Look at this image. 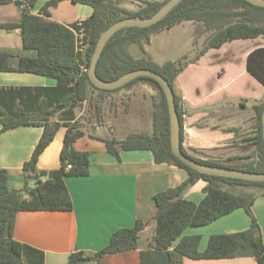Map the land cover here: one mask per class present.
<instances>
[{
  "label": "trees",
  "instance_id": "16d2710c",
  "mask_svg": "<svg viewBox=\"0 0 264 264\" xmlns=\"http://www.w3.org/2000/svg\"><path fill=\"white\" fill-rule=\"evenodd\" d=\"M37 1L0 0V4L15 2L21 8L19 22L0 23V27L20 28L24 47L37 51L36 56H20L16 67L10 64L11 53L1 51L0 72L34 73L54 78L57 82L55 86H0V132L21 126L43 128L31 158L23 166L26 183L22 189L9 188L8 172L0 168V264H43V251L15 239L17 213L72 210L73 200L66 177L88 175L91 164V153L77 149L75 142L85 135L86 125H103L105 119L118 125L123 114H133L134 120L139 121L142 128L127 130L122 138L91 136L105 142L107 151L119 160L121 151L149 150L156 163L173 164L188 172L187 179L179 186L154 195V240L149 248L140 252V264H184L186 257L200 260L247 256L255 257L258 264H264L263 234L253 212L256 199L264 196V181L202 173L178 158L171 148L170 113L166 94L155 79L140 76L119 88L103 89L96 87L89 78L88 69L101 32L126 17H150L167 0H147L135 10L121 6L117 0H70L93 8L89 18L70 24L50 19L51 9L65 0H45L36 14L31 10ZM184 21L201 24L207 35L203 47L194 57L184 55L160 62L146 51L145 44L150 42L154 33L170 29ZM261 35H264L262 6L247 0H182L153 25L125 27L117 31L102 52L97 74L103 80L112 81L141 68L160 72L168 79L175 92L185 154L211 165L264 172V101L254 105L253 130L243 138L245 143L253 145L250 151L228 158L204 159L189 153L183 146L186 109L182 107L183 96L175 89L177 77L210 49L221 48L225 43L236 39L257 38ZM134 44H138L145 55H134L131 51ZM246 68L264 85V46L256 47L248 53ZM85 102L87 110L82 118L79 112ZM62 127L65 128V135L60 166L34 173L41 154ZM228 130L236 133L235 128ZM193 150L208 155L213 149ZM69 163L72 168L67 169ZM30 176L36 177V184L32 187L27 180ZM42 176L47 178L43 180ZM200 179L207 181L203 198L198 203L185 198V190ZM238 208L245 209L250 216L251 224L248 229L212 234L204 250L200 249V234H184L188 227L209 224ZM146 225V221L138 219L132 227L119 228L112 234L107 245L95 255L84 251L73 252L67 264H81L92 259L100 264V259L105 254L135 249Z\"/></svg>",
  "mask_w": 264,
  "mask_h": 264
},
{
  "label": "crops",
  "instance_id": "0c3cea01",
  "mask_svg": "<svg viewBox=\"0 0 264 264\" xmlns=\"http://www.w3.org/2000/svg\"><path fill=\"white\" fill-rule=\"evenodd\" d=\"M44 2L45 0H38L31 11L39 13ZM92 12L93 8L88 4H76L65 0L51 9L50 19L70 24L89 18ZM20 18L21 8L15 2L0 4V23L19 22ZM263 37L264 35H261L257 38L243 40L264 41ZM256 43L252 44L249 52L256 47L264 46L256 45ZM1 51L11 53L10 64L13 67L18 65L20 56L37 55L36 50H28L24 47L20 28L0 27ZM209 51L197 62L189 64L175 81V89L181 93L188 108V112L186 111L184 115L187 119H184L183 146L191 154L192 149L195 148L213 149L212 153L210 152L208 155L193 154L204 159L228 158L232 155L246 154L253 148V145L245 143L244 137L240 138L242 131L240 126L221 127L208 120L210 106L219 102L223 97L227 96L229 100H232L238 94L230 90L228 86H222L217 90L223 93L222 97L219 96L213 100L207 96L196 97L187 91L180 81L187 70L201 64L204 58L209 55ZM247 55L245 56V68ZM246 74L249 80L260 84L264 95V85L251 75L247 68ZM56 83L54 78L34 73L0 72V86L4 87L55 86ZM223 90H226V93ZM110 124L113 127L111 135L94 134L85 130V135L75 142L77 149L87 150L91 153V164L88 175L66 177V183L73 200L72 210L19 211L17 213L14 229L15 239L43 251V264H67L70 254L77 251L95 255L107 245L116 230L132 227L138 219H141L146 221L147 225L140 233L137 248L108 253L100 259V264H140V252L149 248L154 240L156 230L154 195L159 191L179 186L188 177V172L181 167L168 163H156L149 150L121 151L120 160L111 155L107 151L105 142L91 136L110 138L116 136V124L111 122ZM230 128H235L236 133L228 130ZM42 132L43 128L40 126H21L0 132V168L6 169L8 172L9 188L22 189L25 186L26 175L23 166L31 158ZM64 135L65 128L62 127L41 154L37 170L34 173L56 169L60 166ZM234 135L239 138L234 139ZM229 140L232 143L228 144ZM218 142L222 143V146H217ZM225 143L232 146L230 151L233 150V152L227 155L217 153L221 150L220 147L225 148ZM239 149L240 151H238ZM46 178L47 176H44L42 179ZM30 183L28 181V185L32 187ZM206 184L207 181L204 179L198 180L185 190L184 197L199 202L204 196L203 189ZM253 212L261 225L264 239V196L256 199ZM250 224L251 219L246 210L238 208L209 224L194 226L200 227V229L188 230L190 228L188 227L184 234H200L204 240L205 237L208 239L212 234L232 233L248 229ZM204 242L205 240L202 245L200 244V247L207 245H204ZM81 264H97V261L92 259ZM184 264H258V262L252 256L200 260L186 257Z\"/></svg>",
  "mask_w": 264,
  "mask_h": 264
},
{
  "label": "rangeland",
  "instance_id": "374dc122",
  "mask_svg": "<svg viewBox=\"0 0 264 264\" xmlns=\"http://www.w3.org/2000/svg\"><path fill=\"white\" fill-rule=\"evenodd\" d=\"M117 1L121 6L135 10L147 0ZM206 36L204 27L201 24L192 21H184L170 29L154 33L150 42L145 44V49L160 62L167 59L180 58L184 55L192 58L203 47ZM255 42H257L256 45H264V41L237 39L225 43L221 48H212V50L209 51V55L204 58L199 66L189 67L190 69L187 70L186 74L180 78L186 90L196 97L207 96L211 100L219 96L222 97L223 93L217 91L222 86H228L230 90L238 94L232 98V100H229L226 96L219 102L210 106L208 120L214 125H219L221 127L231 125L240 126L242 129L240 138L252 132V124L255 120L253 107L255 104L264 101V95L261 90L262 88H260V84L257 82L254 83L252 82L253 80L248 79L245 68V56ZM131 51L136 56L145 55L138 44L132 45ZM223 91L226 93V90ZM118 94H116V97ZM182 107L188 112L185 100ZM86 110L87 102L84 103L83 108L79 112L82 118H84ZM121 116L122 118L119 119L118 125H115L116 136L119 138L124 137L127 130H139L142 128V124L134 120L135 117L133 114L130 116H125V114H123ZM184 119L187 118L184 117ZM110 125V122L105 119L103 125H98L100 126L99 128L98 126L88 127V125H86L84 129L94 134L100 133L109 136L111 135L110 132L113 130V127ZM235 138L238 139L239 137L234 135V139ZM230 143H232L231 140H229L228 144ZM221 144L222 143L218 142L217 146H222ZM228 144H224L225 148L220 147L219 149L221 150L217 151V153L227 155L233 152V150L230 151L232 146ZM238 151H240V149ZM194 153L198 156L202 154L192 149V154ZM42 178H44V176H42ZM28 181L31 182V186H34L36 184V177L30 176ZM195 229H200V227L188 228V230ZM204 240L205 245L208 243V239L205 237ZM204 240L202 238L201 245ZM206 247L207 245H205V247H200V249L203 248L202 250H204Z\"/></svg>",
  "mask_w": 264,
  "mask_h": 264
},
{
  "label": "water",
  "instance_id": "95a60500",
  "mask_svg": "<svg viewBox=\"0 0 264 264\" xmlns=\"http://www.w3.org/2000/svg\"><path fill=\"white\" fill-rule=\"evenodd\" d=\"M182 0H167L163 6L152 16L147 18L141 17H126L120 19L109 27H107L104 31L101 32V35L98 39L96 44L94 53L91 58V64L88 69V75L91 82L99 88L103 89H116L119 88L130 81L134 80L140 76H149L160 83L162 86L166 98L168 101L169 113H170V129H171V148L173 153L180 158L185 164L190 166L191 168L207 174L212 175H220L226 177H234V178H241L246 180L252 181H264V172H254V171H247L243 169L237 168H229V167H222L211 165L207 163H203L193 159L192 157L188 156L184 153L182 149V125L180 116L177 110L176 100H175V92L168 81V79L162 75L160 72L154 71L149 68H141L136 69L133 71H129L119 78L107 81L100 78L97 74V65L99 59L102 55V52L107 44V42L111 39V37L120 29L125 27H147L159 22L163 19L170 11L178 5ZM255 5L264 7V0H247ZM262 124H263V137H264V110L262 114Z\"/></svg>",
  "mask_w": 264,
  "mask_h": 264
},
{
  "label": "built area",
  "instance_id": "2783aa9c",
  "mask_svg": "<svg viewBox=\"0 0 264 264\" xmlns=\"http://www.w3.org/2000/svg\"><path fill=\"white\" fill-rule=\"evenodd\" d=\"M70 168H72V165L69 163L67 164V169H70Z\"/></svg>",
  "mask_w": 264,
  "mask_h": 264
}]
</instances>
